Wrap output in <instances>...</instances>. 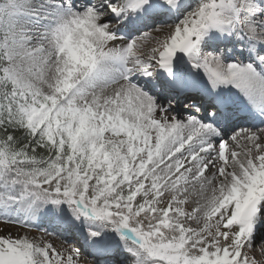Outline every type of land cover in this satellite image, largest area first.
I'll return each mask as SVG.
<instances>
[{"label":"snow or ice","instance_id":"snow-or-ice-1","mask_svg":"<svg viewBox=\"0 0 264 264\" xmlns=\"http://www.w3.org/2000/svg\"><path fill=\"white\" fill-rule=\"evenodd\" d=\"M44 221L75 243L21 234ZM257 247L264 0H0V264H264Z\"/></svg>","mask_w":264,"mask_h":264},{"label":"rangeland","instance_id":"rangeland-1","mask_svg":"<svg viewBox=\"0 0 264 264\" xmlns=\"http://www.w3.org/2000/svg\"><path fill=\"white\" fill-rule=\"evenodd\" d=\"M162 103H166V101H161ZM174 108L175 111L177 113V115H185L186 113H182L183 109L179 106V105H175L174 104ZM51 228H54V226L52 225H48ZM39 230H37V228H31V229H27V230H21V234H25V231L27 233H30L31 235L35 236V237H41L43 235L44 239H46L47 241L51 242L54 244V246H56L57 248H66L68 247L70 244H74L75 240L73 239V233L66 231V235L67 237L64 238L63 236H61L59 233H56L53 230H49L47 229V232H44L43 229L46 228L45 224L43 223L42 226H38ZM60 233H62V230L59 231ZM15 234V233H13ZM64 234V231H63ZM84 247L86 248L85 244ZM258 250V251H257ZM259 247L256 248L255 251V255H257V253L259 252ZM261 258L259 259V261L264 262V253H262V255H260Z\"/></svg>","mask_w":264,"mask_h":264}]
</instances>
